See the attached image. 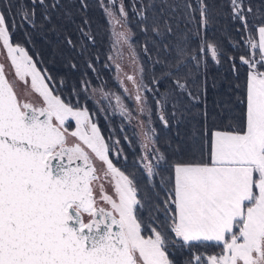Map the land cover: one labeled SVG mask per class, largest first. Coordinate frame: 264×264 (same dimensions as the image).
<instances>
[{"label":"snow or ice","instance_id":"snow-or-ice-1","mask_svg":"<svg viewBox=\"0 0 264 264\" xmlns=\"http://www.w3.org/2000/svg\"><path fill=\"white\" fill-rule=\"evenodd\" d=\"M80 5L87 8L85 0ZM98 6L109 48L104 67L115 68L121 91L94 67L96 33L82 14L77 41L69 36L66 43L81 58V65L68 64L84 71L80 87L65 94L66 80L57 82L24 46L32 42L25 26L58 32L63 26L55 21L74 23L73 13L62 0H0V55L25 85L21 98L0 62V264H264V4L224 0L239 25V40L228 38L241 51L239 66L227 56L237 80L244 73L235 86L239 107L211 124L205 111L203 131L175 144L154 125L169 128L198 115L192 109L207 92L208 60L219 65L226 55L205 35L209 5L132 0L141 51L153 68L159 65L155 88L145 83L131 43L129 5L98 0ZM21 30L24 40L14 41ZM126 55L133 74L124 71ZM97 115H118L120 133L133 131L123 135L134 150L131 166L121 139L111 127L106 137Z\"/></svg>","mask_w":264,"mask_h":264},{"label":"trees","instance_id":"trees-1","mask_svg":"<svg viewBox=\"0 0 264 264\" xmlns=\"http://www.w3.org/2000/svg\"><path fill=\"white\" fill-rule=\"evenodd\" d=\"M25 2L27 3L28 0H25ZM146 2L147 0H145V3ZM157 2H159V0H157ZM169 2L171 3L172 0H169ZM194 2L195 0H193V3ZM205 2L209 5L210 11V22L205 35L209 40L220 42L226 55L221 57V63L219 65L211 61L210 58L208 60V68L206 69L207 92L206 94H202L199 104L196 108L192 109V112L198 113V115H189L187 120H182L179 124L172 125L169 128H164L158 120L154 125L159 130L161 138H169L174 144L181 140L185 143H189V137L192 135L194 129L197 132L203 131L205 111L208 113V123L211 124L215 115L226 111L229 108L235 109L239 107L237 98L240 95V92L236 90L235 86L243 80L244 73L241 71L240 80H237L235 74L231 70V62L227 59L228 55H235L237 57V66H239L238 58L241 51L233 49L230 46L228 39L229 37H232L234 40H239V35L236 33V28L239 27V25L234 24V22L228 17V9L223 6L224 0H205ZM85 3L87 4V8L82 9L80 0H62V4L73 13L72 20L74 23L63 19L55 21L58 25L63 26L58 32L48 30L51 27L50 25L46 26L45 31L43 32L28 28L26 25L25 28L32 33V42L25 43L24 46L34 59H36L37 55L42 58V62H38V66L46 69L56 78L57 82L61 77L66 80L65 94H67L71 91L73 85L77 88L80 87L79 82L81 73L84 69L83 67L72 69L68 64V60L74 59L75 63L81 65V58L76 50L67 45L66 38L70 36L73 41H77L78 37L75 32L76 25L81 22L82 14L87 15V17L93 22L92 28L96 33V44L92 48L94 67L110 89L121 91L119 86L113 80V77L115 76V68L104 67L105 63L108 62L107 57L109 55V48L108 39L105 34L106 23L102 11L98 6V0H85ZM125 3L126 5H129L128 10L130 18L133 19L130 27L135 35L133 36L131 43L136 47L141 64L144 67V81L150 88H155L157 86L151 83V78L153 74L157 76L160 74L159 65H156V67L153 68L152 61L141 51L140 46L143 43L144 37L136 26L135 18L131 17L130 5L132 0H125ZM252 3L255 8L259 4H264V0H252ZM37 12L39 15V10H37ZM198 18L199 14L197 13V19ZM183 27L184 25L181 23V29H183ZM13 39L14 41H23V30L14 34ZM152 56L153 59L156 58L154 52L152 53ZM123 61L126 64L124 71L128 74H133L127 55ZM0 62L10 67V63L6 59V54L0 55ZM9 69L14 72L11 67ZM204 71L205 70H202L201 79L205 78L203 76ZM88 76L90 77L93 86L99 85L100 81L97 79L96 73L89 69ZM16 82L19 86L25 87L23 82L18 80H16ZM165 87L166 85L161 83L159 85V90L163 91ZM145 95L151 98L152 93L146 92ZM88 106L92 108L91 101L88 102ZM96 119L106 137L108 136L109 127H111L116 133V137L121 139L124 150L128 155V165L131 166L134 159V150L128 147L127 142L123 140V135L127 134L128 136H133V131L127 129L126 133H120L119 129L121 127L122 118L118 115H112L109 119H106L104 115H97ZM153 119H157L155 115H153ZM135 151H138V148L135 149ZM121 159L123 160V157H121ZM118 166H120V164H118ZM141 183H143V181H141ZM213 250V248H209L207 251L211 252Z\"/></svg>","mask_w":264,"mask_h":264},{"label":"rangeland","instance_id":"rangeland-1","mask_svg":"<svg viewBox=\"0 0 264 264\" xmlns=\"http://www.w3.org/2000/svg\"><path fill=\"white\" fill-rule=\"evenodd\" d=\"M10 67L8 65H5V73L7 74L6 75V78L10 81V82H13L14 86H15V89H16V92L19 96H21V98H25L24 97V93H25V87L24 86H19L16 82V79L14 77V72H12L10 69ZM32 101H35V96L31 97ZM37 101V100H36ZM102 165L98 166V169L101 168ZM105 187H106V190L109 194H111V186L108 185V184H105Z\"/></svg>","mask_w":264,"mask_h":264},{"label":"flooded vegetation","instance_id":"flooded-vegetation-1","mask_svg":"<svg viewBox=\"0 0 264 264\" xmlns=\"http://www.w3.org/2000/svg\"><path fill=\"white\" fill-rule=\"evenodd\" d=\"M122 64H123V68H124V67H125V65H126V64H125V62H124V61H122ZM126 83H127V82H126ZM128 87H131V84H130V83H128ZM35 99H36V100H38V97H35ZM36 100H35V101H33V102H34V103H35V102H37ZM113 159H114V162H115V158H114V157H113ZM122 162H123V160L121 159V163H122ZM100 165H101V164L98 162V163H97V165H96V166H97V168H98V166H100Z\"/></svg>","mask_w":264,"mask_h":264}]
</instances>
